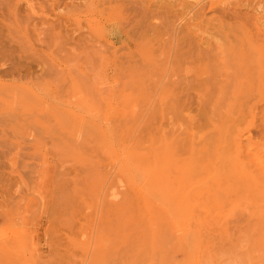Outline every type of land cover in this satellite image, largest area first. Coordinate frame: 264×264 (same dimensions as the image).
<instances>
[{
	"label": "rangeland",
	"instance_id": "1",
	"mask_svg": "<svg viewBox=\"0 0 264 264\" xmlns=\"http://www.w3.org/2000/svg\"><path fill=\"white\" fill-rule=\"evenodd\" d=\"M0 264H264V0H0Z\"/></svg>",
	"mask_w": 264,
	"mask_h": 264
},
{
	"label": "bare ground",
	"instance_id": "2",
	"mask_svg": "<svg viewBox=\"0 0 264 264\" xmlns=\"http://www.w3.org/2000/svg\"><path fill=\"white\" fill-rule=\"evenodd\" d=\"M99 121H100V120H99ZM101 123H102V122H101ZM108 134H109V133H108ZM115 144H116V143H115ZM116 146H117V145H116ZM15 147H16V146H15ZM117 152H118V151H117ZM118 153H119V152H118ZM134 172H136V171H134ZM136 174H137V173H136ZM136 174H135V175H136ZM139 178H141V177H139ZM136 184H137V182H136ZM139 184H141V183H139ZM138 186H139V185H138ZM152 189H153V188H152ZM208 193H209V192H208ZM141 197H142V196H141ZM167 206H168V205H167ZM169 206H170V205H169ZM169 206H168V207H169ZM168 209H169V208H168ZM195 214H196V213H195ZM229 220H230V219H229ZM239 221H240V220H239ZM197 222H198V221H197ZM185 224H187V223H185ZM189 224H190V223H188V225H189ZM178 225H179V223H178ZM182 226H183V225H182ZM200 226H201V224H200ZM196 227H197V226H196ZM190 228H191V227H190ZM196 229H198V227H197ZM180 233H181V231H180ZM197 235H198V234H197ZM188 248H189V247H188ZM192 249H193V248H192ZM190 253H191V252H190ZM189 258H190V257H189ZM189 258H188V259H189Z\"/></svg>",
	"mask_w": 264,
	"mask_h": 264
}]
</instances>
